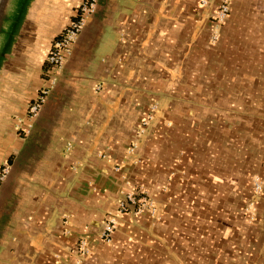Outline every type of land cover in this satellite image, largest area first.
<instances>
[{
  "label": "crops",
  "instance_id": "0c3cea01",
  "mask_svg": "<svg viewBox=\"0 0 264 264\" xmlns=\"http://www.w3.org/2000/svg\"><path fill=\"white\" fill-rule=\"evenodd\" d=\"M202 1L99 0L31 120L80 2L57 1L0 104V264H264V195L244 211L264 173V0L220 26ZM130 192L155 211L120 212Z\"/></svg>",
  "mask_w": 264,
  "mask_h": 264
},
{
  "label": "built area",
  "instance_id": "2783aa9c",
  "mask_svg": "<svg viewBox=\"0 0 264 264\" xmlns=\"http://www.w3.org/2000/svg\"><path fill=\"white\" fill-rule=\"evenodd\" d=\"M233 0H221V3L217 9L215 21L218 26L223 24L231 11V3ZM99 0H80L79 4L75 8V12L72 16L69 24L61 31V33L55 38L52 46L47 54L46 61L50 65V68L46 71V77L44 85L39 89V92L35 98L31 100L27 107V115L29 119H33L37 116L43 102L46 99V95L50 88L56 83L57 75L59 74L61 68L67 61L68 57L71 55L74 43L78 40L79 35L84 29L89 16L93 15L98 9ZM203 4L207 3L206 0L202 1ZM219 37V30H216L214 38ZM157 105L152 106L151 112L148 114L147 118L143 120L142 126L138 131L140 136L146 131V126L150 119L154 117V112ZM32 123H29L23 130L25 132H30ZM135 148V144L132 145L131 151ZM10 173V165L5 163L0 166V186L1 183L7 178ZM253 191L255 196L262 194L264 190V176H255L253 180ZM131 208H137V212H141L146 208H150L155 211V206L153 202L149 199L139 200L137 196L130 192L126 194L118 203V210L120 212H128ZM246 213L249 215V219L253 220L255 218V202L254 199L248 202L245 208ZM117 226V219L114 215H109L104 222L102 237L107 242L113 240V234ZM85 241H82V245L85 247Z\"/></svg>",
  "mask_w": 264,
  "mask_h": 264
},
{
  "label": "water",
  "instance_id": "95a60500",
  "mask_svg": "<svg viewBox=\"0 0 264 264\" xmlns=\"http://www.w3.org/2000/svg\"><path fill=\"white\" fill-rule=\"evenodd\" d=\"M57 1L0 0V104L27 57L39 49Z\"/></svg>",
  "mask_w": 264,
  "mask_h": 264
},
{
  "label": "flooded vegetation",
  "instance_id": "af4514ba",
  "mask_svg": "<svg viewBox=\"0 0 264 264\" xmlns=\"http://www.w3.org/2000/svg\"><path fill=\"white\" fill-rule=\"evenodd\" d=\"M257 175H258V174H257ZM257 175H253V176H252V179H251L253 199H254V202H255V218H254L253 220H256V216H257V207H258L259 199L264 195V190H263L262 194L259 195V196H255V194H254V191H253V187H254V186H253V180H254L255 176H257ZM259 176H264V173H263V174H260ZM245 208H246V207H244V211H245V214H246V210H245ZM247 215H248V214H247Z\"/></svg>",
  "mask_w": 264,
  "mask_h": 264
},
{
  "label": "trees",
  "instance_id": "16d2710c",
  "mask_svg": "<svg viewBox=\"0 0 264 264\" xmlns=\"http://www.w3.org/2000/svg\"><path fill=\"white\" fill-rule=\"evenodd\" d=\"M50 68V65L46 63L45 65V72H44V77H46V71Z\"/></svg>",
  "mask_w": 264,
  "mask_h": 264
}]
</instances>
